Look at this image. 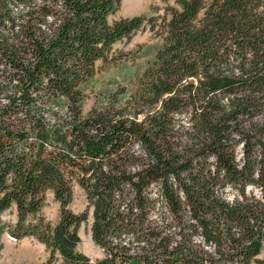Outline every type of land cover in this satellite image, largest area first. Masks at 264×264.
<instances>
[{"label": "trees", "instance_id": "trees-1", "mask_svg": "<svg viewBox=\"0 0 264 264\" xmlns=\"http://www.w3.org/2000/svg\"><path fill=\"white\" fill-rule=\"evenodd\" d=\"M119 2L0 0V234L43 242L46 264H90L89 220L95 264H264V0L109 19ZM146 24L162 42L135 85L84 111L96 60Z\"/></svg>", "mask_w": 264, "mask_h": 264}, {"label": "rangeland", "instance_id": "rangeland-1", "mask_svg": "<svg viewBox=\"0 0 264 264\" xmlns=\"http://www.w3.org/2000/svg\"><path fill=\"white\" fill-rule=\"evenodd\" d=\"M176 1L120 0L116 10L109 15V19L113 20L134 14L146 16L162 14L167 5H175ZM161 42L162 37L148 24L114 42L108 58L96 60L95 71L84 84L83 110L87 111L90 107L101 104L106 94L118 86L133 87L146 62L154 56ZM239 155L240 148L238 147L237 157ZM251 189L257 193V189L250 185L249 190ZM232 193L231 190L228 192L229 198H232ZM86 205V194L82 187L75 183L69 208L79 213ZM58 213L59 203L54 199L51 192H47L44 205L37 215L50 223H54ZM1 218L7 225L14 224L17 220L15 206L5 210ZM78 234L80 237L78 250L89 257L90 264H95L103 254L100 247L91 238L90 220L81 223ZM260 256L264 258V243ZM49 257L50 251L45 244L33 236L14 239L7 231L0 234V264H46ZM51 258L49 264H67L57 252Z\"/></svg>", "mask_w": 264, "mask_h": 264}, {"label": "bare ground", "instance_id": "bare-ground-1", "mask_svg": "<svg viewBox=\"0 0 264 264\" xmlns=\"http://www.w3.org/2000/svg\"><path fill=\"white\" fill-rule=\"evenodd\" d=\"M135 1V0H134ZM133 2V1H132Z\"/></svg>", "mask_w": 264, "mask_h": 264}]
</instances>
